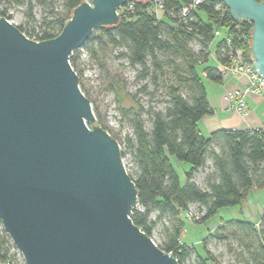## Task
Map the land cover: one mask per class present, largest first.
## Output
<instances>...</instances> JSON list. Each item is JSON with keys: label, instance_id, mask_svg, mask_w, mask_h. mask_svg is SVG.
<instances>
[{"label": "water", "instance_id": "95a60500", "mask_svg": "<svg viewBox=\"0 0 264 264\" xmlns=\"http://www.w3.org/2000/svg\"><path fill=\"white\" fill-rule=\"evenodd\" d=\"M145 1L85 0L43 41L0 16V222L24 264H178L133 224L138 190L69 63L121 7ZM211 1L252 23L264 80V0Z\"/></svg>", "mask_w": 264, "mask_h": 264}, {"label": "trees", "instance_id": "16d2710c", "mask_svg": "<svg viewBox=\"0 0 264 264\" xmlns=\"http://www.w3.org/2000/svg\"><path fill=\"white\" fill-rule=\"evenodd\" d=\"M83 1L0 0V6L3 2L9 7L12 3L24 5V15L32 21L35 4L47 9L49 16L58 5L59 17L50 20L44 17L38 33L17 26L27 38L43 41L56 37L71 11ZM190 1L162 0L161 18L151 2L127 3L118 10V25L95 30L82 48L98 63L101 78L119 103L124 97L135 101V96L125 92L122 77L109 67L121 60L134 70V79L141 84L138 93H146L150 85L151 96L163 88L167 98L163 109H144L136 101L134 107H122L133 132L126 139L136 169L134 176L128 175L138 190V207L131 217L133 224L151 238L156 224L167 219L170 227H163V240L156 244L159 249L171 254L178 264H184L192 254L197 264H220L206 249L207 237L199 250L181 242L184 226L181 215H188L189 207L197 205L201 216L194 215L196 223H205L221 208L239 207L252 188L264 187V126L217 130L207 137L198 130L201 118L212 113L205 81L222 82L217 63L228 64V54L235 48L243 46L245 54L250 53L252 23L233 21L224 4L211 0L182 16L181 8ZM0 16L11 19L7 7L0 8ZM215 32L219 36L215 37ZM227 37L231 38L230 44L225 41ZM211 45H214V65H210ZM79 50L73 52L69 63L79 78L81 92L92 103L78 70ZM111 51L117 52L113 55ZM92 109L97 124L113 136L100 121L97 110ZM144 114L150 123L148 130ZM113 137L120 146V140ZM172 160L188 164V170L177 173ZM207 161L210 165L203 185L198 186L193 181L194 175L206 167ZM152 213H156L154 220L150 219ZM259 225L245 220H220L215 231L207 236L222 241L233 238L240 249L235 255L241 264H264V210ZM1 227L0 222V263L16 264L15 256L10 255L12 243ZM228 250L233 252L231 248Z\"/></svg>", "mask_w": 264, "mask_h": 264}, {"label": "rangeland", "instance_id": "374dc122", "mask_svg": "<svg viewBox=\"0 0 264 264\" xmlns=\"http://www.w3.org/2000/svg\"><path fill=\"white\" fill-rule=\"evenodd\" d=\"M58 4V3H57ZM153 5V10L159 18L162 17V11L160 8ZM8 8V15L11 16V21L16 26H23L28 31H33V34L38 33L40 24L44 17L48 19H54L59 17L61 14V8L57 5L54 9V14L52 16L48 15V10L39 6H33V20H28L24 15L26 6L10 4L3 2L0 8ZM190 47V45H189ZM194 49H197V45H192ZM118 51V50H117ZM117 51H111L114 55ZM214 45H211L210 53V65H214ZM247 55V54H245ZM213 59V60H212ZM122 64L124 67L120 68L117 65ZM111 69L115 71L117 75L122 77L125 84V92L135 96V101L138 103L139 107L148 109L152 107L156 110L163 109L166 106V96L164 95V89L160 88L156 95L151 96L153 88L149 85L146 93H138L141 84L136 83L135 81V72L132 68L128 67L126 62L121 60L119 62H113L109 65ZM78 70L81 71V81L84 85V89L88 91L90 99L92 101L91 105L97 110L100 121L104 126L110 131V133L120 140V150L124 152V157L122 162L126 172L132 176L135 174V165L132 159V155L127 149L126 139L133 136L132 128L129 124L128 118L125 116L122 107L130 108L136 106V103L133 99L123 98L122 102L119 103L115 97V94L107 87L106 81L103 80V74L99 68V65L96 61L92 60L89 56L88 51L85 48L79 50V63ZM223 76L225 74H222ZM102 76V78H101ZM234 76V75H233ZM208 83L205 81V84ZM245 86V85H244ZM242 89V88H241ZM234 90V89H230ZM226 92V91H225ZM224 96V94H223ZM246 102V100H245ZM227 107V106H226ZM246 111L237 113V111L227 109L232 112L237 113L242 118H245L248 115V105L246 102ZM142 118L145 120V128L148 130L150 128V123L146 114L142 115ZM97 121V119H96ZM210 161H207L206 167L199 170L197 174L194 175L193 181L198 185L202 186L204 181L205 173L208 171L207 167L210 165ZM172 164L176 165L177 173L181 174L180 168L187 171L189 166L186 163H178L172 160ZM180 165V166H177ZM247 200L242 204L244 209L250 208L252 211V218L259 219V215L263 213L264 210V187L261 188H252L249 193ZM191 214H193V220H189L186 214L181 215V220L184 223L183 230L181 232V242L194 245L198 250L200 248L201 242L207 237L206 249L210 254L220 263V264H241L236 258L235 252L239 251L237 242L233 238H228L227 241L217 240L215 238H210L207 235L211 232H214L215 229L220 224V220L230 221V220H243V217L240 214L239 207H224L218 210L217 216L208 220L205 223H196V218L200 217L197 205H191L189 207ZM196 216V218L194 217ZM156 213H152L150 216L151 220H154ZM218 222L216 225L215 223ZM215 225V226H214ZM256 226H260L259 223ZM163 227H170L169 221L167 219L158 222L154 227L151 235V239L155 244H160L163 240ZM2 228V227H1ZM13 246V245H12ZM231 248L233 252H230L228 249ZM15 256L16 264H24L23 258L18 253V251L13 246L10 249V255ZM1 264V263H0ZM184 264H197V259L195 254H192L188 259L185 260Z\"/></svg>", "mask_w": 264, "mask_h": 264}, {"label": "crops", "instance_id": "0c3cea01", "mask_svg": "<svg viewBox=\"0 0 264 264\" xmlns=\"http://www.w3.org/2000/svg\"><path fill=\"white\" fill-rule=\"evenodd\" d=\"M207 82L208 83L205 84V88L207 92L208 103L212 109V113L201 118L198 123V130L203 136L207 137L217 130H246L262 128L264 126V98L253 96L246 98V102L248 105V115L245 118H242L237 113L227 109L225 105L223 94L225 93V91L230 89L243 88L246 84V81L243 77L225 74L223 76L222 82L220 83H213L210 81ZM173 166L176 170V165L173 164ZM180 171L184 170L180 168ZM248 193L246 198L248 197ZM246 198L243 203L247 200ZM242 204L239 206V210L241 216L243 217V220L253 224H258L261 218V214L259 215V219H253L251 209H244L242 207ZM218 222H216L215 225Z\"/></svg>", "mask_w": 264, "mask_h": 264}, {"label": "built area", "instance_id": "2783aa9c", "mask_svg": "<svg viewBox=\"0 0 264 264\" xmlns=\"http://www.w3.org/2000/svg\"><path fill=\"white\" fill-rule=\"evenodd\" d=\"M162 11V0H147ZM205 0H191L188 4L181 8V15L186 16L191 10L196 6L203 3ZM132 3V2H131ZM131 6H129L130 8ZM215 37L219 36V32H215ZM227 44H230L231 38L227 37L225 39ZM230 61L228 64L217 63V68L222 74H230L234 76H241L245 79L246 84L242 89L227 90L224 93L223 100L225 105L237 113L245 112L246 98L247 97H260L264 98V80L259 76L257 71L253 67V59L250 55H245V50L243 46L235 48L232 52L228 54ZM215 59V57H214ZM191 213L186 215L189 220L192 219Z\"/></svg>", "mask_w": 264, "mask_h": 264}]
</instances>
